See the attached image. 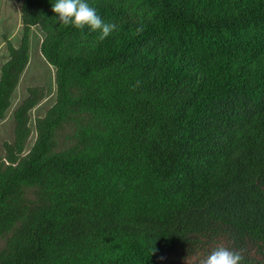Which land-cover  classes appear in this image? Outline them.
Segmentation results:
<instances>
[{"label": "trees", "instance_id": "obj_1", "mask_svg": "<svg viewBox=\"0 0 264 264\" xmlns=\"http://www.w3.org/2000/svg\"><path fill=\"white\" fill-rule=\"evenodd\" d=\"M86 2L109 37L25 0L0 66L1 119L44 31L56 97L29 148L31 97L3 142L0 264H264V0Z\"/></svg>", "mask_w": 264, "mask_h": 264}, {"label": "rangeland", "instance_id": "obj_2", "mask_svg": "<svg viewBox=\"0 0 264 264\" xmlns=\"http://www.w3.org/2000/svg\"><path fill=\"white\" fill-rule=\"evenodd\" d=\"M25 0H0V66L8 57V44L18 46L23 25L22 4ZM44 31L38 25L28 29L29 59L13 92L10 107L0 119V156L4 155L3 142L14 140V110L28 97L35 99L29 109L30 136L25 144L30 147L35 139V119L45 114L56 97L55 68L40 51ZM61 141V137L59 138ZM213 250V249H212ZM207 254L192 255L184 260L187 264H198Z\"/></svg>", "mask_w": 264, "mask_h": 264}, {"label": "clouds", "instance_id": "obj_3", "mask_svg": "<svg viewBox=\"0 0 264 264\" xmlns=\"http://www.w3.org/2000/svg\"><path fill=\"white\" fill-rule=\"evenodd\" d=\"M51 10L56 14L59 24L70 25L79 30L87 26L90 31H99L101 41L116 29L114 23H106L97 9L90 6L86 0H55ZM243 252V249L236 250L221 244L202 258L199 264H244Z\"/></svg>", "mask_w": 264, "mask_h": 264}]
</instances>
